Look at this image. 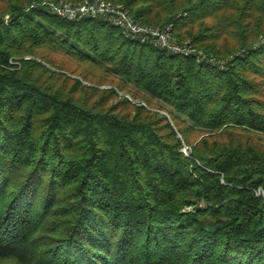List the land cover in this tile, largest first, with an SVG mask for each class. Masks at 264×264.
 Segmentation results:
<instances>
[{
    "label": "trees",
    "instance_id": "1",
    "mask_svg": "<svg viewBox=\"0 0 264 264\" xmlns=\"http://www.w3.org/2000/svg\"><path fill=\"white\" fill-rule=\"evenodd\" d=\"M7 1L0 260L264 264V151L189 140L194 129L264 133V0H116L139 22L170 24L177 42L197 47L190 54L126 37L102 17L67 19L41 0ZM41 48L116 76L110 96L132 85L168 109L122 95L133 113H119L43 85L37 67L55 69Z\"/></svg>",
    "mask_w": 264,
    "mask_h": 264
},
{
    "label": "rangeland",
    "instance_id": "2",
    "mask_svg": "<svg viewBox=\"0 0 264 264\" xmlns=\"http://www.w3.org/2000/svg\"><path fill=\"white\" fill-rule=\"evenodd\" d=\"M44 1L52 0H41L39 2L42 3ZM110 1L113 3H121L116 0ZM23 3L27 4L25 0ZM30 4H36V1H31L29 4H27V7ZM7 12L8 1L0 0V14H3L5 15L4 17H7ZM212 22V19L204 20V23L206 24H210ZM196 27L197 26H195V28ZM171 35L175 39L173 33H171ZM183 41L188 42L189 40L185 39ZM219 42H226L227 45H231L233 43V39L231 37L229 38L222 35ZM193 48L197 49L196 46H193ZM39 53L41 55L43 54L44 59L49 62H45L46 66L52 67L55 70L51 73L48 70L46 71L41 66L37 67V69L35 70V76L38 78V82L42 83L43 85H48L54 89H57L62 94L70 95L79 101H83L87 105H94L101 109H107L111 105H114L116 112L133 113V108L131 105L127 106L122 102H119L122 95H127L132 104L140 102L145 105L146 108L159 110L160 113L164 114L168 109L166 104L162 103L157 99L147 97L143 91L136 90L132 85L127 86L126 90L123 92L118 91L117 96L108 95V88L112 86L114 87L119 81V79L116 76L108 73L104 69L91 68L89 66H86V64H82L76 60L70 59L64 54L46 51L42 48L39 49ZM30 57L31 55L29 54L23 56V58ZM18 59L19 64H12L16 68H19L21 66L20 58ZM37 59L40 58L37 57ZM50 64H52L53 66H50ZM76 79L80 80V85L75 84ZM127 89H129L131 92H136L137 97L133 98L132 95L127 91ZM204 136L206 137L208 142H211L212 140H217L220 142L233 141L242 144L252 143L255 147L264 151V133H256L253 131L243 130L241 128H227L214 132H206L205 130L194 129L189 133V140L192 143H195L200 141V139ZM181 150L185 154H188L190 146L183 144ZM0 264H23V262L13 258L0 260Z\"/></svg>",
    "mask_w": 264,
    "mask_h": 264
},
{
    "label": "built area",
    "instance_id": "3",
    "mask_svg": "<svg viewBox=\"0 0 264 264\" xmlns=\"http://www.w3.org/2000/svg\"><path fill=\"white\" fill-rule=\"evenodd\" d=\"M50 11L65 17L75 19L83 16L102 17L116 25L126 36L141 42L149 41L153 45L167 48L174 53L190 54L196 51L187 42H177L171 35L172 26H157L136 20L123 3H113L110 0H68L44 1L40 3ZM33 6V4H31ZM199 57H204L197 51ZM18 58H9L10 64H19Z\"/></svg>",
    "mask_w": 264,
    "mask_h": 264
}]
</instances>
